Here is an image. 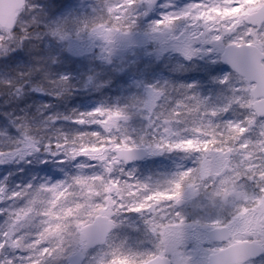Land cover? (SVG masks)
<instances>
[{
  "label": "snow or ice",
  "instance_id": "1",
  "mask_svg": "<svg viewBox=\"0 0 264 264\" xmlns=\"http://www.w3.org/2000/svg\"><path fill=\"white\" fill-rule=\"evenodd\" d=\"M90 8L93 19L85 20L82 33L77 26L76 40L63 17L48 23V34L73 52L85 50L80 37L87 36L93 56L109 65L129 53L176 54L204 61L208 76L219 62L232 72L216 80L220 89L207 99L192 85L174 101L166 87H146L139 104L154 134L138 140L117 136V121L105 124L113 115L105 107L77 114L73 123L98 130L72 136L53 135L56 118L4 124L0 166L31 164L46 154L74 171L23 191L0 186V205L21 201L8 212L0 208V264H264V0H200L183 7L175 0H102ZM157 11L159 19H151ZM43 13L34 0H23L14 19L0 26V59L23 58L16 45L33 38ZM34 73L57 85V92L71 91L66 75L53 80L44 67ZM6 86L13 87L11 81ZM127 112L116 109L118 119H130ZM173 127L179 131L170 140L164 134ZM105 137H115L112 152L81 155L85 146H107ZM174 152L192 166L178 168L163 186L127 170L138 160ZM126 213L139 215L127 223L143 234V247L115 242Z\"/></svg>",
  "mask_w": 264,
  "mask_h": 264
},
{
  "label": "rangeland",
  "instance_id": "2",
  "mask_svg": "<svg viewBox=\"0 0 264 264\" xmlns=\"http://www.w3.org/2000/svg\"><path fill=\"white\" fill-rule=\"evenodd\" d=\"M200 0H175V3L179 7H183L186 4L189 3H198ZM214 2H218V0H214ZM34 3L40 6L44 10L43 18L40 20V23L38 26H34L32 31L34 32L33 38L30 40L33 42L34 47H36L37 41H41L45 37L52 38L48 34V23L54 22L56 19H61L63 17V23L67 25V27L72 30L73 34L75 35V30L77 26L79 27V30L81 32L84 22H85V15L88 12H91L90 6L93 4H99L98 0H34ZM69 3V4H67ZM58 5L63 6L60 10H58ZM53 13H55V16H53ZM71 13V15H69ZM160 13L157 11L155 13L151 14V19H159ZM84 19V20H83ZM146 19V18H145ZM150 22V20L148 21ZM40 27V28H39ZM138 34L142 32L141 27H137L135 30ZM53 39V38H52ZM60 42V41H58ZM61 43V42H60ZM92 44V43H91ZM84 46V51L82 52H73L70 48H68V56L70 58L69 63H65L66 66L70 65V67H73V71L75 74H72V79L79 81L82 78H79L78 76L84 73H88L93 69H98L101 67L112 68L114 69L119 63L122 64V68L132 69V68H138L142 69L143 71V77L139 81V85L141 86V99L142 100L146 96L145 89L146 87L150 86H159V87H165V86H175V91H168L169 94V100H179L186 94V86L192 85L194 86L195 93L199 97H203L205 99L209 97H214L215 94L219 91L220 85L216 83V80L218 78H222L224 75L231 73L228 69L224 70L221 67H219L220 63H217L215 65H212L217 71L213 74V76H208L205 72V76H208L206 78H202V76H199L197 78V81L193 80L190 82L189 80V74L187 73L188 70L195 71V69H201L202 71L205 69L206 65L204 61L196 60L195 62H186L183 61L181 57L177 56L176 54H163L160 58L157 59H166L168 62L171 60L172 62L170 65H166L163 68L174 73H166L163 76L161 75H155L157 70H163L160 68H157L156 65H158V60L155 62L154 58L149 57H139V56H133L131 53L124 59V61H117L116 64L109 65L107 63H104L100 60L98 56H93L94 51V45L91 47L86 46V44H82ZM18 49V48H17ZM61 49V48H60ZM59 49V50H60ZM19 50V49H18ZM57 51L59 54L55 55L54 58L57 59L59 55H62V49L60 51ZM15 54V53H12ZM2 59H0L1 61ZM91 62V63H90ZM61 61H58V65H60ZM162 65V64H161ZM3 66L2 62H0V67ZM61 66V65H60ZM155 66L154 68H152ZM62 67V66H61ZM20 68V66H18ZM17 67L16 71L13 72H6L1 71L0 69V81L3 83H9L11 81L12 84H14L16 87L15 89L17 92L11 93V94H0V108L1 105L4 104V101H7L6 99H10L11 104L8 105L10 107L9 109L15 110L17 113V116H14L15 119L23 122L24 124H30L33 122H40L42 121V118H40V115L42 113L45 114V117H51L50 112L53 113L57 110L59 104L61 101H63L61 98L65 95V91L62 90L60 92H56L55 96H51V94H43V91L37 90V89H31V94H29L30 101L25 100V94L22 90V87L25 83L22 81H25L22 76L21 72H19ZM148 68V69H146ZM156 69V70H155ZM144 70L147 72V76L144 73ZM151 72V73H150ZM77 75V76H74ZM130 81H134V76L129 75ZM93 76L89 81H87L88 85L93 82ZM71 82V80H70ZM96 82V81H95ZM74 84V81L72 82ZM209 86V87H208ZM4 100V101H3ZM135 106L136 109L128 111L127 115L130 117L128 120L118 119L116 111H113V115L105 120V124H108L111 122V120L115 119L118 124V132L117 136H122L123 134L130 135L133 139L138 140L141 136H145L147 134H154V131L152 128H148L147 124L148 121L143 118V105L139 104ZM3 107H7L6 104L3 105ZM100 107V105L96 106H88L85 104V107L79 111L77 108V114L83 113V112H89L93 111L95 108ZM165 107H167V104H165ZM123 109V108H121ZM30 110L34 113L36 112L39 116H32L30 114ZM134 111V112H132ZM26 117V118H25ZM136 117H139V120H136ZM26 119V121H21V119ZM38 119V121H36ZM6 121H3L0 119V131H3V127L1 124H5ZM95 124V122H93ZM63 123L56 121L55 126L52 128V133L55 135L57 132L64 134L62 131ZM81 130H90L92 128V125H81ZM183 127L182 125L180 126ZM70 128V127H69ZM179 129L176 127H173L170 133H165L164 135L170 139L175 140L177 136L175 135L176 132H178ZM184 134V133H181ZM107 139V137H105ZM115 137L105 146L104 143H101V146L99 148H88L87 150L81 152V155L88 153L92 155H96L102 152H112L113 151V143H114ZM4 142V136L0 135V144ZM124 143V140L121 139L120 145H115L116 149H119L121 145ZM129 144L132 143L131 140L128 141ZM189 149H196L198 150L197 146L189 144L187 146ZM82 151V150H80ZM184 156L183 153H168L162 156L157 157H151L146 160H144L141 163H133L129 164L127 166L128 171H132L134 173V176L136 179H139L141 181H146L149 178H151L150 183L153 185L160 184L163 186V182L166 178H168L171 174H173L178 168L181 167H190L191 161L190 159H183ZM42 160H47L48 163L44 164L41 163ZM74 171L72 167L69 165H58L56 163H53L52 158L47 156L46 154H43L37 159L35 156L33 157V162L31 164L26 163H20L16 164L14 162L7 163L3 166H0V186H5L6 190L11 193L12 191H23L25 190V186L28 184L37 185L39 183H43L44 181H61L66 179L71 173ZM63 196V193L60 194ZM175 195V194H172ZM60 197H57V200H59ZM7 207L5 205H0V208H3L5 212H8L10 208L18 205L21 203V201H15V202H6ZM131 217L134 220H139V215L136 213H126L124 214L125 218V225L117 229L116 231V243L119 244L121 241H127L128 243L131 242L130 240L133 238H141L144 239V236L142 233H140L137 230V226L135 224L129 225L127 223L128 218ZM4 218L0 217V229H3L5 227V223L3 222ZM134 240V239H133ZM135 243V242H131Z\"/></svg>",
  "mask_w": 264,
  "mask_h": 264
},
{
  "label": "trees",
  "instance_id": "3",
  "mask_svg": "<svg viewBox=\"0 0 264 264\" xmlns=\"http://www.w3.org/2000/svg\"><path fill=\"white\" fill-rule=\"evenodd\" d=\"M99 4H102V0H98ZM69 4V3H67ZM97 4V3H96ZM86 20H91L93 17L91 16L90 12L86 13L85 15ZM84 20V19H83ZM40 28V27H39ZM83 32V28L81 30V33ZM77 37L73 34V40H76ZM80 42L82 44H86V46L91 47L93 46L91 42L88 41L87 36H81L80 37ZM34 43L29 41H26L23 45L20 43H17L16 47L20 50V54L22 55V59L18 60H13L9 61L7 57L2 59L0 62H2L3 66L0 67L1 71H6V72H13L16 71V67L20 66L18 68L19 72L21 74L23 73L24 76L22 78L25 81H22L25 83L22 87V90L25 94V100L30 101V96L31 94V89H39L43 91V94H51V96H55L56 87L57 85H53L50 81L49 82H42L40 75H37L34 73V69L39 68V67H44V68H50L51 70V76L53 80H57L60 76H68L71 80L69 87L71 88V91H68L64 89L65 95L61 98L63 101L60 102L57 110L53 113L50 112V118H56V121L63 123V128L62 131L64 134H67L69 136L76 135L79 132H82L84 130H81L82 127L81 125H77L73 123L72 121L75 119L77 115V108L79 111H81L84 107L85 104L92 107L96 105H100V107H105V108H111L113 111H116L117 108H127L128 111L136 109L138 107V103L141 99L140 91H141V86L139 85V81L143 77V71L142 69L138 68H132V69H127V68H122V64L119 63L114 69L112 68H107L106 67H99L98 69H93L89 73H82L79 75V78H82L79 81H76L72 79V72L74 73L73 67H70V65L66 66L65 63L70 62V58L67 54L68 52V47H65L64 44L61 42H58L55 39L49 38L48 36L42 39L41 41H37L36 47L33 45ZM62 49V55L60 54L59 57L54 58L55 55L59 54L57 51L59 49ZM60 49V50H61ZM59 50V51H60ZM17 53L12 54L13 57H15ZM157 58H154L153 60L155 62ZM53 60H57V62L52 63ZM158 65L157 68L163 69V68H168L165 67L166 65H170L172 62L171 60L168 62L166 59H157ZM58 61L60 65H58ZM91 63V62H90ZM162 64V65H161ZM171 66V65H170ZM153 66L152 68H154ZM219 67L222 69L226 70L225 67L219 64ZM16 69V70H15ZM148 69V68H146ZM156 70V69H155ZM144 73L147 76L146 70H144ZM151 73V72H150ZM166 73H174L168 71L166 69L163 70H157L155 75H164ZM189 76L190 82L195 80L197 81V78L199 76H202V78H206L208 76H205V69L202 71L201 69H195V71H190L188 70L187 72ZM134 76V81H130L129 75ZM77 76V75H74ZM93 76V82L91 84H87L91 77ZM148 77V76H147ZM74 81V84L72 82ZM96 81V82H95ZM39 82V83H38ZM42 84V87H41ZM7 83H3L0 81V94H11L14 92H17L15 89V85L13 87H7ZM62 87V86H61ZM167 90L169 91H175L176 87L175 86H165ZM209 87V86H208ZM7 101H4L6 104V108L3 107L4 104H2L0 108V119L3 121H6L5 124L11 120V121H16L14 116H17V113L15 110L9 109L8 107L9 104H11L10 99H6ZM1 104V103H0ZM134 112V111H132ZM33 112L30 110V114ZM32 116H39L34 112ZM45 114L42 113L40 115V118L42 120L44 119ZM26 118V117H25ZM21 119V121H26V119ZM136 120H139V117H136ZM38 121V119L36 120ZM3 127L4 124H1ZM70 127V128H69ZM90 130H98L96 126H92ZM118 130H116L117 134ZM114 137H107L108 141H111ZM109 143V142H108ZM120 145V144H116ZM101 146V144H100ZM99 146V147H100ZM98 147V148H99ZM88 148L94 149L97 148L96 146L92 147H87L85 146L82 148L81 152L87 150Z\"/></svg>",
  "mask_w": 264,
  "mask_h": 264
},
{
  "label": "water",
  "instance_id": "4",
  "mask_svg": "<svg viewBox=\"0 0 264 264\" xmlns=\"http://www.w3.org/2000/svg\"><path fill=\"white\" fill-rule=\"evenodd\" d=\"M23 0H0V26H3L14 19L15 12L22 6ZM222 65L227 66L231 71V67L221 62ZM138 160L136 162H140Z\"/></svg>",
  "mask_w": 264,
  "mask_h": 264
},
{
  "label": "flooded vegetation",
  "instance_id": "5",
  "mask_svg": "<svg viewBox=\"0 0 264 264\" xmlns=\"http://www.w3.org/2000/svg\"><path fill=\"white\" fill-rule=\"evenodd\" d=\"M133 239H131L130 241L131 242H135V243L129 242V245L130 246H132V245H134L136 247H143L144 246V243H145V240L144 239H141V238H133Z\"/></svg>",
  "mask_w": 264,
  "mask_h": 264
}]
</instances>
